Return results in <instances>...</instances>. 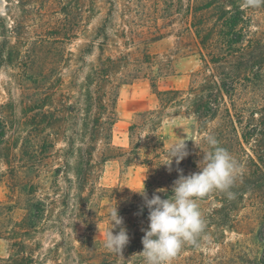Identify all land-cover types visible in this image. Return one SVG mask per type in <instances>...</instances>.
Segmentation results:
<instances>
[{"label":"rangeland","instance_id":"374dc122","mask_svg":"<svg viewBox=\"0 0 264 264\" xmlns=\"http://www.w3.org/2000/svg\"><path fill=\"white\" fill-rule=\"evenodd\" d=\"M197 1L0 0V120L6 129L0 145V260L8 259L13 252L11 235L16 222L32 214V205L41 199L48 204L44 227L49 228L29 245L44 264H144L138 255L143 245L136 250L133 243L137 234L129 238L123 256L104 245L113 227V209L118 208L123 219V225L114 230L119 232L123 227L128 234L136 232L142 237L149 227L150 221H140L137 215L145 200L133 192L147 186L150 170L145 161L149 152L143 148L133 163H127L126 156L103 163L95 171L91 184L104 190H96L92 198L98 221L91 230L82 227L76 231L70 228L72 222L67 218L65 231L71 247L61 243L57 230L50 228L57 219L65 187L64 177H58L56 171L66 161L72 130L70 107L79 98L78 86L83 83L88 63L96 61L100 54L96 49L87 56L91 42L107 43L105 56L127 58L128 64L122 63L113 76L116 84L123 73L141 62L153 71L158 90L188 89L194 74L205 70L187 21V12L196 7ZM251 16L253 31L263 32L264 9L254 8ZM103 26H107L106 38L97 37ZM146 53L151 56L149 60H144ZM152 85L150 79L121 85L115 145L128 148L132 120L138 113L157 107ZM261 107L253 124L262 135L246 142L241 139L244 151L233 155L244 165L242 176L231 188L234 197L213 191L206 201H199L205 232L199 246H185L172 264H261L264 158L261 162L259 157L264 153V128L259 120L264 116V102ZM162 132L169 150L174 143L186 144L188 156L183 160L188 169L184 176L199 172L198 164L207 151L203 147L205 134L198 132L196 118L170 114ZM226 149L232 154V149ZM226 199L236 205L231 214L232 228L217 226L212 217ZM83 206L89 208L90 202ZM87 237L92 238L90 248L85 243Z\"/></svg>","mask_w":264,"mask_h":264},{"label":"trees","instance_id":"16d2710c","mask_svg":"<svg viewBox=\"0 0 264 264\" xmlns=\"http://www.w3.org/2000/svg\"><path fill=\"white\" fill-rule=\"evenodd\" d=\"M261 8L264 9V6ZM253 11L254 8L246 6L244 0H198L196 7L188 10V29L193 32L205 70L195 73L190 87L185 90H158L153 71L141 65V62L123 73L116 84L113 76L122 63L128 64L127 58L105 56L107 43L96 45V41L91 42L86 50L87 56L93 55L96 49L100 54L96 61L88 63L83 83L78 86L79 98L70 107L72 130L65 154L66 161L56 171L58 177H64L65 187L62 189L63 199L57 219L50 228L57 230L61 243L71 247L68 241L70 237L65 231L67 218L72 222L70 228H75L76 231L82 227L91 230L97 223L98 212L91 206L94 203L92 198L96 195V190H104L91 182L95 171L103 163L126 156H129L127 163H133L140 158L144 148L150 155L145 161L150 170L147 195L160 193L163 199L172 195L175 181L188 168L184 160L179 165L173 160L171 167L167 166L171 161L162 127L170 114L184 113L196 118L198 132L205 134V151L211 150L206 143V136L209 134L217 138L221 147L232 149V155L244 151L241 139L246 142L249 138L262 135L253 123L262 112L261 103L264 102V31H253ZM106 32L107 26L99 28L97 37L104 36ZM143 57L144 60H149L151 56L146 53ZM139 79L153 81L152 87L156 90L158 105L135 116L128 128L129 147L124 148L115 145L113 141L114 128L119 120V89L121 85ZM259 121L264 128V116ZM211 123L216 124L210 128ZM5 137L6 129L0 120V145ZM263 158L264 153L259 160L262 162ZM88 186L92 188L88 196H85ZM159 189H165L166 192H157ZM207 199L208 195L201 201ZM89 202L90 207L85 209L83 203ZM226 202H222L221 207L213 211L212 217L217 220V226L232 228L231 214L236 205L232 200L226 199ZM47 208L48 204L40 199L32 205V214L16 222V229L11 235L13 252L8 259L0 260L1 264L45 263L36 255L29 242L49 228L44 227ZM137 215L140 221H149L146 204ZM113 231L114 234L118 233V230ZM136 234L133 243L138 250V246L143 245L144 236L141 237L136 232H130L128 236L132 239L131 236ZM260 238L264 241V228L260 231ZM85 243L90 248L92 238L87 237ZM261 264H264V253Z\"/></svg>","mask_w":264,"mask_h":264},{"label":"clouds","instance_id":"9594fccd","mask_svg":"<svg viewBox=\"0 0 264 264\" xmlns=\"http://www.w3.org/2000/svg\"><path fill=\"white\" fill-rule=\"evenodd\" d=\"M244 3L250 8L264 6V0H244ZM206 143L211 150L203 153V159L198 164L200 171L188 176L181 174L169 198L162 199L159 194H154L149 199L145 184L140 190L133 191L144 198L149 210L150 223L142 239L143 251L138 254L143 257L144 264H172L185 246H199L206 228L199 201L213 191L226 192L229 198L234 197L231 188L242 176L244 165L221 147L214 135H207ZM168 156L171 161L167 164L169 168L173 160L179 165L188 156L186 144L174 143ZM157 192L166 190L159 189ZM110 220L113 227L104 246L122 255L129 236L123 227L114 234V228L123 225L118 208L111 210Z\"/></svg>","mask_w":264,"mask_h":264}]
</instances>
